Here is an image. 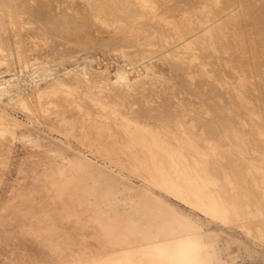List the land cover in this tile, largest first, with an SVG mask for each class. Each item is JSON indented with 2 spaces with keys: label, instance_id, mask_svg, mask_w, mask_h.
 Here are the masks:
<instances>
[{
  "label": "bare ground",
  "instance_id": "bare-ground-1",
  "mask_svg": "<svg viewBox=\"0 0 264 264\" xmlns=\"http://www.w3.org/2000/svg\"><path fill=\"white\" fill-rule=\"evenodd\" d=\"M172 1L70 0L69 7L54 13L55 22L50 29L53 32L69 31L82 44L92 43L99 47L101 43L115 44L123 58L133 52L150 61L169 62L167 67L176 68L178 77L189 85L196 84L194 89L201 88L200 85L214 84L218 90L217 96L214 104L211 102L212 107L207 104V113L211 115L210 121L216 123V135L228 145L229 153L209 137L210 128L199 133L196 125H188L181 113L190 108L181 110L184 106L182 101L166 103L162 99L155 100L160 91L155 89L154 80L146 85L143 78L148 74L142 67L137 69L136 75L119 74L110 82H99L93 72L78 73L71 69L66 72V79L56 78L43 87L36 86L27 96H18L16 105L32 117L39 114L54 121L57 128L66 134L78 136L80 139L76 138L94 153L126 166L214 221L237 223L264 241V69H258L252 61L256 55L251 57L247 54L249 49H245L246 43L242 32L238 31L239 26L234 30L237 35L234 43L242 47L238 60L242 73L237 75L236 83L219 77L224 60L221 62L217 52L226 51L228 39L225 28L228 23L225 20L238 18L237 0H204L197 6L193 4L181 8L180 14L168 15L172 10H177L173 8L176 4ZM46 6V2L35 4L30 0H0V66L11 63L13 52L18 59L25 57L27 42L22 31L32 28L33 22L24 20L23 14L38 15L39 24L34 28L41 31L46 25L43 21ZM9 32L13 33L11 37ZM14 36L16 38L12 39ZM178 43L192 52L189 55L173 52L171 46ZM36 44L35 39L32 45ZM248 44L251 48L252 45ZM131 46H136L134 51L129 49ZM107 50H98L99 56H103ZM204 54L211 57L210 64L205 61L190 64L192 59ZM226 57L228 62L230 55ZM159 83L164 86L163 90L168 88L167 79L159 80ZM10 86L9 79L0 86V94L12 92ZM138 88L141 89L136 93ZM197 88L195 93L201 94ZM188 89L190 91L193 87ZM16 118L0 111V166L9 160L15 127L19 122ZM201 119L198 116L197 120ZM208 121L203 120L202 123L207 128ZM74 264L206 263L198 240L189 231H181L139 248L122 249Z\"/></svg>",
  "mask_w": 264,
  "mask_h": 264
},
{
  "label": "rangeland",
  "instance_id": "rangeland-1",
  "mask_svg": "<svg viewBox=\"0 0 264 264\" xmlns=\"http://www.w3.org/2000/svg\"><path fill=\"white\" fill-rule=\"evenodd\" d=\"M30 1L35 4L46 2L45 10L48 15L46 12L43 16L46 25L40 31L39 28H34L39 24L38 15H35V18L33 15L23 14L24 20L33 22L32 28L22 31L27 42L25 57L18 59L13 52L11 63L0 66V86L10 79L12 91L5 95L0 94V111L17 117L19 121L15 127L10 155L7 156L9 160L6 158L7 163L0 166V172L3 174H0L2 178H0V264L85 262L96 256H106L122 249L139 248L181 231H189L198 240L206 264H264V241L248 233L239 224L214 221L126 166L110 162L94 153L78 140L80 139L78 136L77 139L75 135L66 134L57 128L54 121L39 114L32 117L21 111L15 102L18 96L29 95L38 85L43 87L56 78L64 79L67 76L66 72L71 69L78 73L93 72L99 82H110L119 74L136 75L142 67L141 69L148 75L151 72L149 77L147 75L143 78L146 85L154 80L155 89L160 91L159 97L155 100L162 99L166 103L182 101L184 106L180 108L181 110L191 109L181 113L188 125H196L199 133L203 129L205 131L212 128L209 129L210 133L206 131L209 137L211 136L214 143L220 144L221 148L229 153L228 145L216 135V123L210 121L211 115L207 113L206 108L207 104L212 107L215 102L213 100L216 99L218 91L216 86L200 85L203 87L202 89L198 87L201 94H196L194 91L197 88L194 89L196 84L189 85L180 79L176 68L169 65V68L167 67L169 62L157 59L150 61L147 57L134 55L133 52L123 58L115 44L101 43L104 47L100 45V48L97 44H82L69 31L53 32L50 28L54 26V13L69 7L70 0ZM173 1L172 3L176 4L173 8L177 10H172L171 13H167L168 15L180 14L181 8L193 4L197 6L204 0H186L187 3L185 0ZM237 5L238 18L225 20L228 23L225 28L228 37L226 51L217 52L221 62L224 60L219 77L227 79L230 83H236L237 75L242 73L241 64L238 62L242 47L234 43L237 38L234 34L236 27L240 26L238 31L243 34L247 47L245 49H249L247 54L249 53L251 57L256 55L252 61L257 64L258 69H264V0H237ZM46 27L49 29H44ZM9 34L10 37L13 35L12 32ZM14 38L16 36L12 37ZM35 39L37 44L32 45ZM248 43L252 45L251 48ZM179 44L171 46L173 52H184L187 55L192 52L191 49ZM135 48L136 46H131L129 49L134 51ZM98 50L107 51L103 56H99ZM226 55H230L233 60L231 61L229 57L227 62ZM211 60V57L204 54L192 59L190 64H201L203 61L210 64ZM164 79L168 80L166 90H163L164 86L159 83V80ZM190 87L193 89L188 91ZM140 89H136V93ZM206 95L209 97L208 100ZM247 95L250 97L249 93ZM193 116L196 120H193ZM198 116L202 118L201 121L197 120ZM203 120L204 122L209 120L208 128L202 124ZM2 167L4 169H1Z\"/></svg>",
  "mask_w": 264,
  "mask_h": 264
}]
</instances>
